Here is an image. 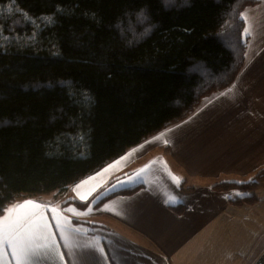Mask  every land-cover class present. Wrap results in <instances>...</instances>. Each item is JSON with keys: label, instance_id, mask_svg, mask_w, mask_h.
<instances>
[{"label": "trees", "instance_id": "16d2710c", "mask_svg": "<svg viewBox=\"0 0 264 264\" xmlns=\"http://www.w3.org/2000/svg\"><path fill=\"white\" fill-rule=\"evenodd\" d=\"M259 2L0 0V217L65 193L229 89L244 66L241 14Z\"/></svg>", "mask_w": 264, "mask_h": 264}, {"label": "crops", "instance_id": "0c3cea01", "mask_svg": "<svg viewBox=\"0 0 264 264\" xmlns=\"http://www.w3.org/2000/svg\"><path fill=\"white\" fill-rule=\"evenodd\" d=\"M263 8L264 0L245 13L250 37L254 24L252 53L229 89L97 172L81 188L95 186L86 200L76 183L57 199L25 198L9 207L26 200L49 205L80 229L72 252L61 249L65 264H264V186L255 192L213 188L264 170ZM149 162L139 178H126ZM0 264H9L7 253ZM32 264L59 262L40 249Z\"/></svg>", "mask_w": 264, "mask_h": 264}, {"label": "snow or ice", "instance_id": "6c2138e0", "mask_svg": "<svg viewBox=\"0 0 264 264\" xmlns=\"http://www.w3.org/2000/svg\"><path fill=\"white\" fill-rule=\"evenodd\" d=\"M162 2L167 6L170 3H174L175 0H162ZM138 15L143 20L147 19L143 15V9ZM241 15L243 16V14ZM46 19L50 20L51 18L48 17ZM150 31L151 26L149 25L144 29L143 34H147ZM247 33L248 29L245 28L244 34L247 35ZM127 155L125 153V156ZM125 156L118 157L111 164L105 165L101 171L106 172L108 168L113 167L119 160H123ZM151 163L154 162L145 164L131 175L125 174L126 178L129 181H134L150 167ZM97 175H100V173H95L75 185L74 190L81 201L86 200L95 187L93 185L87 191L82 192V186L89 185V181L94 180ZM172 179L176 180L177 178L173 176ZM119 183L121 181L117 180V184ZM106 207L105 205V209ZM49 210L51 211L50 217L47 216ZM68 211L80 215L90 213L92 207L90 204L86 206V213H80L76 208H70ZM5 212L6 214L0 217V260L7 253L9 255V264H32L33 257L40 249H44L59 264H65V252L61 249H67L70 254L75 246L77 233L80 232L78 227L74 228L70 225L67 217L60 215L54 207L39 204L32 200H26L22 204L6 209ZM95 247L102 255L104 254V247L99 240L96 241ZM105 260H107L106 255Z\"/></svg>", "mask_w": 264, "mask_h": 264}, {"label": "rangeland", "instance_id": "374dc122", "mask_svg": "<svg viewBox=\"0 0 264 264\" xmlns=\"http://www.w3.org/2000/svg\"><path fill=\"white\" fill-rule=\"evenodd\" d=\"M262 3H263V0H260V2H259L257 5L252 6V7H249V8H247L246 10H244V12L242 13V14H243L242 19H243V21H244L245 28L248 29L247 24H246V21H245V19H244L245 13H246L247 11H249V10H252V9H254V8H257V7H260V6L262 5ZM262 11H264V8L262 9ZM247 13H248V12H247ZM247 13H246V15H247ZM249 17H250V15H249ZM45 20H46V19L43 18V19L40 20V22H44ZM249 21H252V20H249ZM245 28H244V30H245ZM251 33H253L252 37H250V32H249V29H248V33H247V35L244 34L245 38L247 39V41H246L245 56H244V63H248V60H247V59H248V56H250V53H252V52L250 51V48H251V42H254V35H255V34H254V33H255V31H254V24L252 25V31H251ZM256 44H257V42H256ZM236 183H240V184H248V183H249V185H251L250 188L247 189V190H244V191L255 192V191L259 190L260 187L264 186V170H262L261 172L255 174V175L252 176V177H249V178L246 179V180H243V181H241V182H236ZM252 183H255V184H252ZM49 196H51V195H48V196H41V197H39V198L45 199V198H47V197H49ZM60 196H61V195H60ZM36 198H37V197H36ZM36 198H33V197H27L26 199H36ZM55 198L57 199V196H55ZM22 199H25V198H22ZM20 200H21V199H20ZM20 200H19V201H20Z\"/></svg>", "mask_w": 264, "mask_h": 264}]
</instances>
